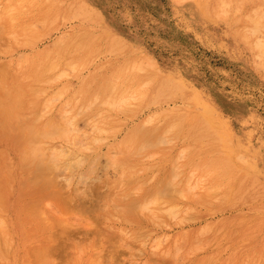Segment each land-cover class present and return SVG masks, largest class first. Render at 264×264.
Listing matches in <instances>:
<instances>
[{
	"label": "rangeland",
	"instance_id": "obj_1",
	"mask_svg": "<svg viewBox=\"0 0 264 264\" xmlns=\"http://www.w3.org/2000/svg\"><path fill=\"white\" fill-rule=\"evenodd\" d=\"M211 1L0 0V264H264V64Z\"/></svg>",
	"mask_w": 264,
	"mask_h": 264
},
{
	"label": "bare ground",
	"instance_id": "obj_2",
	"mask_svg": "<svg viewBox=\"0 0 264 264\" xmlns=\"http://www.w3.org/2000/svg\"><path fill=\"white\" fill-rule=\"evenodd\" d=\"M203 2V1H202ZM205 3V2H204ZM210 5V8H213V9H216V8H219L221 9L222 13L225 15V17L230 20L231 23L234 24V28H236L237 30V34L238 36L248 45V47L254 51L255 53L259 54L262 58V62L264 64V0H212L211 3L209 4ZM204 6H207V2L204 4ZM204 8V7H203ZM220 11V10H219ZM232 25V24H231ZM87 42V41H86ZM61 44V43H60ZM102 49V48H101ZM259 58V57H258ZM112 68V67H111ZM115 68V67H114ZM112 70V69H111ZM145 75V74H144ZM160 80V79H159ZM48 81V80H46ZM137 81V80H136ZM164 88V87H163ZM161 89V88H160ZM122 92V91H121ZM152 94V93H151ZM157 94V93H156ZM5 95V94H4ZM2 95V96H4ZM0 98V101L2 100V97ZM155 97V96H154ZM159 97V96H158ZM148 98V97H147ZM4 99V98H3ZM109 99V98H108ZM117 100V99H116ZM124 98L122 100H119L118 102L120 103V101H123ZM127 100V99H126ZM113 101V99H112ZM38 102V101H37ZM94 102V101H92ZM111 102V101H110ZM202 102V101H201ZM16 101L14 102H9L8 105L6 104H2L0 103V114H2V117L3 115L5 114V118H6V115L7 114H12V112H14L16 110ZM109 103V102H108ZM107 103V104H108ZM111 104V103H110ZM18 105V103H17ZM203 104L201 103V106ZM113 106V103L112 105ZM127 106V104H126ZM206 106V105H205ZM79 108V107H78ZM205 108V107H204ZM170 110V109H169ZM208 110V109H207ZM207 110H202L204 111L202 114H199L198 116L196 115H192L191 114V117L193 118H198L199 119H205L207 117V114L209 113ZM16 112V111H15ZM36 112H34L35 114ZM166 113V112H165ZM190 113V111H189ZM174 115V114H173ZM210 115V114H209ZM10 116V115H9ZM8 116V117H9ZM111 117V116H110ZM182 117V116H181ZM211 117V116H209ZM37 118V117H36ZM10 119V118H9ZM65 119V118H64ZM63 119V120H64ZM212 119V118H211ZM6 119L3 118V120L1 121V125L3 124V122L5 124H8V121L5 122ZM37 120V119H36ZM208 120H210L208 118ZM206 121V120H205ZM64 122V121H63ZM61 123V122H60ZM59 123V124H60ZM48 124V123H47ZM69 124V123H68ZM15 125V124H14ZM49 125V124H48ZM48 125H46L48 127ZM58 125V124H57ZM56 125V126H57ZM61 125V124H60ZM64 124H62L63 126ZM31 124L29 126H26L24 128V130H28L27 134L25 133L26 131L22 130V133L24 131V134L26 135H22L24 136L23 138H19L18 140H16L15 142V152H16V160H15V163L17 162V165H14L13 167V172L14 170L21 166L22 164H25L28 163H32V162H35V164H39V155L42 154V151H39V147H37L35 141L33 142L34 138L39 134L37 133L36 135L35 134H32V132H34V129L32 128L33 125L31 126ZM17 128V126H15ZM19 127V126H18ZM32 128V132H31V129L29 130L28 129ZM35 127V126H34ZM46 127V129H47ZM51 127V126H50ZM55 127V126H54ZM58 127V126H57ZM15 128V129H16ZM20 128V127H19ZM37 128V127H36ZM60 128V127H59ZM39 129V127H38ZM43 128L44 132H49L48 130H46ZM168 129L170 128H166L165 130L168 132ZM17 130V129H16ZM19 130V129H18ZM53 130V129H52ZM51 130V131H52ZM164 130V131H165ZM205 130V129H204ZM50 131V132H51ZM163 131V133H164ZM165 131V133H166ZM21 132V130L19 131ZM52 133V132H51ZM56 134V132H54ZM53 133V134H54ZM40 135V134H39ZM38 135V136H39ZM58 133H57V137H58ZM21 136V137H22ZM52 136V134L50 135ZM51 141V140H50ZM217 142V141H216ZM229 142V140H228ZM40 143V142H39ZM39 143L38 146H39ZM42 143V142H41ZM44 143V142H43ZM14 144V143H13ZM12 144V145H13ZM45 145V144H44ZM1 148V147H0ZM41 148V146H40ZM47 148V147H46ZM49 153V152H48ZM47 154V153H46ZM199 154V153H198ZM6 158V155L4 152L0 151V164L3 160H5ZM41 159V158H40ZM58 159V158H57ZM7 160V158H6ZM44 160V159H43ZM42 159L40 160L43 161ZM53 160V159H52ZM45 161V160H44ZM52 162V161H51ZM220 162V161H219ZM14 163V164H15ZM44 163V164H43ZM42 164H39V166L41 165L42 166V171H43V166L46 167V163L43 162ZM6 164V163H5ZM9 166H10V169H11V165L10 163H8ZM34 164V167H37L35 166ZM66 164V163H65ZM31 166V165H30ZM28 166V170H29V167ZM38 166V167H39ZM49 167V165H47ZM233 166V165H232ZM7 168H8V171H10V173H13L8 165H7ZM53 168V167H51ZM223 168V167H222ZM237 168V167H236ZM26 169V168H25ZM23 169V170H25ZM36 168H34L35 170ZM40 168H37V171L39 170ZM211 169V168H210ZM21 170V169H20ZM33 170V171H34ZM45 171L44 172H47V167L44 169ZM54 170V169H53ZM26 171V170H25ZM32 171V170H31ZM239 171V170H238ZM19 172V171H18ZM236 172V171H235ZM31 173V172H30ZM23 174V172H22ZM14 175H16L14 173ZM35 180H39V179H35ZM34 182V181H33ZM36 182V181H35ZM39 182V181H38ZM215 187V186H214ZM46 188V187H45ZM42 189V188H41ZM97 188H95L96 190ZM211 189V188H210ZM94 190V191H95ZM208 190V188H207ZM4 190H2L3 192ZM97 191V190H96ZM95 191V192H96ZM0 193H1V190H0ZM3 194V193H2ZM4 194H5V191H4ZM16 194V193H15ZM2 196V195H1ZM4 196V195H3ZM200 198V197H199ZM155 202V201H154ZM32 204V203H31ZM136 204V203H135ZM133 205V204H132ZM30 206V205H29ZM130 207H133V206H130ZM135 208V207H134ZM139 208V207H138ZM141 208V207H140ZM137 209V208H136ZM149 209V208H148ZM165 209V208H164ZM167 209V208H166ZM169 209H170V206H169ZM34 210V209H33ZM137 211V210H136ZM172 211V210H170ZM210 211V210H209ZM135 212V211H134ZM169 212V210H168ZM173 212V211H172ZM151 213V212H150ZM32 214V213H31ZM2 222V221H0ZM44 224V223H43ZM1 226V224H0ZM2 227V226H1ZM0 227V228H1ZM3 228V227H2ZM1 231V229H0ZM2 232V231H1ZM3 233V232H2ZM3 235V234H2ZM137 235V234H136ZM225 236V235H224ZM6 237V236H5ZM247 238V237H246ZM4 246V245H3ZM158 246V245H157ZM195 248V247H194ZM40 252V251H39ZM165 253V252H164ZM104 261V260H103Z\"/></svg>",
	"mask_w": 264,
	"mask_h": 264
}]
</instances>
